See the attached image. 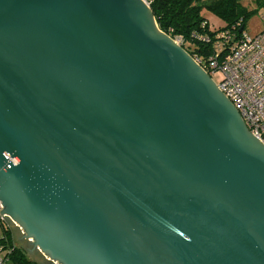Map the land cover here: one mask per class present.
I'll return each instance as SVG.
<instances>
[{
  "label": "water",
  "instance_id": "1",
  "mask_svg": "<svg viewBox=\"0 0 264 264\" xmlns=\"http://www.w3.org/2000/svg\"><path fill=\"white\" fill-rule=\"evenodd\" d=\"M0 203L53 264H264V143L143 0H0Z\"/></svg>",
  "mask_w": 264,
  "mask_h": 264
},
{
  "label": "trees",
  "instance_id": "2",
  "mask_svg": "<svg viewBox=\"0 0 264 264\" xmlns=\"http://www.w3.org/2000/svg\"><path fill=\"white\" fill-rule=\"evenodd\" d=\"M153 17L159 29L180 43L181 47L202 67H207L210 57H222L231 51L235 39L242 28L246 32V22L258 9L247 8L243 0H148ZM264 8V0H252ZM257 7V8H258ZM203 11L216 16L223 27L212 29L203 17ZM5 237L12 250L7 264H34L27 253L15 246L11 229L5 228ZM5 244V243H3Z\"/></svg>",
  "mask_w": 264,
  "mask_h": 264
},
{
  "label": "built area",
  "instance_id": "3",
  "mask_svg": "<svg viewBox=\"0 0 264 264\" xmlns=\"http://www.w3.org/2000/svg\"><path fill=\"white\" fill-rule=\"evenodd\" d=\"M143 1L150 5L148 0ZM261 21L262 28L258 33L249 36L239 32L231 40L235 42L231 51L222 57H210L206 68L193 59L211 78L217 73L221 75L218 89L234 106L249 133L264 143V12ZM2 209L0 203V212ZM0 222L9 230L18 227L4 214H0ZM3 243L0 244V264H7L12 250L7 242Z\"/></svg>",
  "mask_w": 264,
  "mask_h": 264
},
{
  "label": "rangeland",
  "instance_id": "4",
  "mask_svg": "<svg viewBox=\"0 0 264 264\" xmlns=\"http://www.w3.org/2000/svg\"><path fill=\"white\" fill-rule=\"evenodd\" d=\"M243 5H245L247 8L258 9V11L254 13L253 16L249 17L246 22L245 29L249 36H253L262 28L261 14L264 12V8L262 6L258 7V5L252 0H243ZM202 15L207 20L209 26L212 29H218L224 26V23L222 21H220L216 16L207 11H203ZM221 78V75L217 73L212 77V81L216 85H218L221 81ZM11 231L15 246L21 248L24 252H26L27 257L31 262H33L34 264H53L45 255H43L36 248L31 246L29 242H27L22 231L18 227H13ZM4 237V225L0 222V240L4 239Z\"/></svg>",
  "mask_w": 264,
  "mask_h": 264
}]
</instances>
